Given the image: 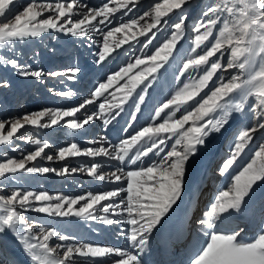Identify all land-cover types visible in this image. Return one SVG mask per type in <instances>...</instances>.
Returning a JSON list of instances; mask_svg holds the SVG:
<instances>
[{
    "label": "snow or ice",
    "instance_id": "obj_1",
    "mask_svg": "<svg viewBox=\"0 0 264 264\" xmlns=\"http://www.w3.org/2000/svg\"><path fill=\"white\" fill-rule=\"evenodd\" d=\"M189 2L190 0H162L160 3H155L154 7L139 19H130L128 22L120 23L119 26L104 33L103 44L99 50V62L105 61L116 49L131 41L140 42L139 37H147L143 47L148 48L156 38L153 30L159 31L169 23L163 18L168 17L173 10L180 12L178 19L171 24L173 31L169 39L156 47L150 55L144 58L137 57L134 63H129L126 67L108 76L107 82L101 83L92 93V98L85 100L78 107L68 110L47 109L24 115L22 119L11 122L10 130H7L6 135L3 134L6 128L5 123L0 122V144H8L25 125L49 128L59 124L65 117H76V114L86 104L94 103L114 83L125 77L128 78L127 82L116 89L117 92L122 93L119 101L101 103L99 105L101 114L110 113L112 109H120L141 85H145L142 91L147 92L151 84H145V82L169 63L178 42L184 35L188 15L183 9ZM111 3L115 6L110 7L109 3H105L99 8H87L86 14L81 19L73 21L72 17L77 14L78 10L81 7H87L78 3V0H69V2L58 0L55 4L29 3L26 6L21 0H0V45H8L11 41L30 37L35 38L48 30H62L75 37H84L91 31H102L97 28L94 21H98L99 25H105L106 22L111 23L110 17L114 13L121 9L131 12L132 8L136 7L137 0H111ZM18 7H22V11H17ZM44 12L54 15L46 19H38ZM127 12L124 14L127 15ZM202 16L204 19L198 20L193 29L196 35L191 51L196 55L183 63L180 74L184 75L189 69L198 70L206 65L208 67L203 68V75L184 83L182 88L156 109L154 120L157 122L136 132L130 139L123 140L120 145L116 146L115 156L104 147L81 150L75 143L58 152L60 160L79 156L93 158L109 156L124 162L125 157H129V152L136 145L145 140L151 142L137 149L135 155L129 157V160L135 164L142 158L148 157L150 153L159 159L150 166L127 171V187L120 190L126 192L124 198L126 203L122 200V211L127 213L126 223L132 226L127 239L133 249H138L140 253L144 252L148 246L150 235L164 226L170 212L182 199L187 164L198 154L199 149L206 145V141L213 134H219L235 114L243 111L244 103L249 97L255 99L256 114L264 117V0H213L202 11ZM146 17L149 22L141 23ZM65 24L68 26L65 27ZM150 33L151 36H149ZM117 34H120L122 38H116ZM202 45L205 50L202 54L197 53V49H200ZM218 53L221 56L228 53L227 69H237L240 75L232 76L227 83L218 84L210 90L209 94L198 100L196 98L208 87L214 75L224 67L217 57ZM213 57L217 58L210 59ZM7 64L18 69L23 77L40 78L44 75L39 70L31 71L22 68L16 60L9 59ZM142 65L145 66L143 71L133 73V69L140 68ZM79 71L78 68L70 69L63 75L70 73L69 78H75ZM49 75L57 77L61 73L51 72ZM242 76L246 78L242 79ZM235 94H239L238 103L233 102ZM59 95L68 97L73 93L66 91ZM139 100L143 101L144 96L140 95ZM181 106L187 107L177 117L176 113ZM137 108H139L138 104ZM166 110L169 112L166 113ZM116 115L119 113L117 112ZM46 116L50 117L49 121L42 123ZM92 119V116H87L82 121L72 119L67 122V127L81 129ZM104 122L107 124L108 120ZM190 122L192 126L185 129V125ZM259 129H264V123H258L239 132L230 158L219 169L221 175H224L234 161L240 157L246 145L253 139L252 134ZM173 137H175V142L170 150L165 152L162 146ZM32 142L39 146L36 151L19 161L9 159L0 163V177H6V174L19 171L29 173L53 171L49 168H26L27 162L35 161L49 147L47 143L41 144L38 140ZM162 153L164 154L161 155ZM48 159L51 160L53 157L49 156ZM99 168L98 163H92L86 169L87 175L104 180L105 176L100 174ZM68 171L65 168L56 174L64 175ZM112 175L116 181L121 180V175L116 173ZM262 186H264V144L255 151L251 162L247 163L233 178L230 188L221 191L215 198V203L207 213L206 219L198 221L201 228L205 230L204 235L207 239L201 241L198 236L195 238L194 252L188 264H264V196L260 199L255 198L257 189ZM120 191L90 193L87 196L76 198L52 196L47 193L37 194L30 191L24 193L13 191L8 196H0V212L3 213L0 215V235L5 232L12 233L23 245V251L29 258L30 264H74L73 258L76 256L104 258L109 254L120 257L115 264H144L138 253L133 254L121 249L91 244H68L62 253L57 255L58 248L61 246L51 247L49 241L57 236L61 241H68L70 238L60 235L56 229L46 230L44 227L40 228L39 236L33 235L32 226L17 211L18 207L20 209L30 208L31 211L43 213L49 217L71 215L85 219H98L104 225H113L123 221L110 219L107 214L111 212L112 215H121L122 213L116 211L121 205L114 202L106 204L101 202L112 201L114 197L120 195ZM52 201L55 203H51ZM81 201H84L83 206L73 210V206L80 204ZM98 205L105 215L98 217L94 215V210ZM236 215L259 217L260 231L253 241L240 240L238 230L207 231V229L216 227V221L230 223ZM34 240L36 242H33ZM0 264H6V261L0 259Z\"/></svg>",
    "mask_w": 264,
    "mask_h": 264
},
{
    "label": "rangeland",
    "instance_id": "obj_2",
    "mask_svg": "<svg viewBox=\"0 0 264 264\" xmlns=\"http://www.w3.org/2000/svg\"><path fill=\"white\" fill-rule=\"evenodd\" d=\"M21 2L26 6L29 3L55 4L58 0H21ZM59 2H69V0H59ZM160 2L162 0H137L136 7L132 8L131 12H127V9H121L114 13L110 17L111 23L106 22L105 25H99L98 21H94L93 23L102 31H91L84 37H75L62 30H48L42 32L40 36L35 38L30 37L24 40L11 41L8 45H0V122L5 123L6 126L3 134L6 135L7 130H10L12 121L22 119L24 115L47 109L68 110L78 107L85 100L92 98V93L101 83L107 82L108 76L126 67L129 63H134L137 57L144 58L154 52L156 47L171 37V32L173 31L171 24L178 19L180 14L179 10H173L168 17L163 18L169 22L164 28H160L159 31L153 30L156 33V38L148 48L143 47V43L147 37H139L140 42L131 41L129 44H125L121 48L116 49L105 61L99 62V50L103 44L104 33L119 26L120 23L128 22L130 19H139L145 12L150 11L155 3ZM212 2L213 0H190L189 4L184 7L183 11L188 15V19L185 22L184 35L178 42L177 48L174 50L173 57L170 58L169 63L154 73V78L149 77V81L145 82V84H151L147 92L142 91L145 85H141L120 109H112L110 113L106 112L101 114L99 109L101 103H105L106 101L117 103L119 101L122 93L117 92L116 89L117 87H122L127 82L128 78L125 77L117 83H114L94 103L86 104L76 114V117H65L59 124L49 128L25 125L8 144H0V163H4L9 159L19 161L26 155L36 151L39 146L32 141L38 140L41 144L47 143L49 147L35 161L27 162L26 168H49L53 170L47 173L19 171L14 174H6V177H0V196H8L13 191H19L21 193L30 191L37 194L47 193L52 196L76 198L79 196H87L90 193L100 194L114 190L120 191L127 187V171L150 166L154 161L158 160L159 157L151 153L148 157L142 158L141 161H137L135 164L129 160V157L135 155L137 149L151 143L148 140L136 145L129 152V157H125L124 162L110 158L109 156H106V159L105 156L95 158L79 156L60 160L58 158V152L60 149L68 147L72 143L77 144L81 150L99 147L107 149L106 145L100 144L104 141L103 139L107 138L110 140L114 139L111 145L113 148L111 153L115 156L116 153L114 150L123 140L130 139L136 132L157 122L154 120L156 109L161 107L178 89L182 88L184 83L189 82L192 78H198L203 75V68L208 67L206 65L198 70L189 69L184 75L180 74L183 63L196 55V53L191 51L192 47H194L193 42L196 35L193 31L194 25L198 20L204 19L202 11ZM78 3L87 7H81L77 14L72 17L73 21L81 19L86 14L87 8H99L105 3H109L110 7L115 6L111 3V0H78ZM16 10L22 11V7H18ZM125 12H127V15L124 14ZM50 15L54 14L44 12L38 19H46ZM146 22H149L147 17L141 23ZM67 26L65 24V27ZM151 35L150 33L149 36ZM116 38L122 37H120V34H117ZM204 50L205 47L202 45L200 49H197V53L202 54ZM217 57L224 67L214 75L208 87L196 98L198 100L206 94H209L210 90L214 89L218 84L222 82L227 83L232 76L240 75L237 69H227L228 53H225L223 56L218 53ZM217 57L210 59H216ZM9 59L16 60L24 69L31 71L39 70L44 75L40 78L23 77L19 74L18 69H14L7 64ZM144 67L142 65L140 68L133 69V73L143 71ZM76 68L80 71L75 78H69L70 73L69 75H63L68 70ZM51 72H59L61 75L52 77L49 75ZM244 78L246 76H242V79ZM66 91H71L73 95L68 97L59 95V93ZM140 95L144 96L143 101L139 100ZM233 102L236 103L234 100ZM137 104L139 108H137ZM186 107L181 106L176 116L181 115ZM117 112L119 115H116ZM167 112L169 110H166ZM256 113L255 99L254 97H250L248 107L240 113L235 114V117L233 116L231 118L230 123L219 134H213L206 141V150L210 148L208 152L212 150L214 152L206 154L205 159L207 161L212 154L213 156L210 162H208L209 166L207 170H205V175L208 178L203 187L206 190L213 191V199L211 203L201 200L197 204L196 220L188 226L186 245L195 237V231L198 226L195 225V222L199 221L200 218L202 219L201 216H205L204 219H206L207 213L211 210V205L215 203V198L221 191L230 188L231 180L242 171L247 163L251 162L255 151L259 149L260 145L264 144V129H259L252 134L253 139L246 145L244 152L234 161L229 170L224 175L219 173L222 164L230 158L231 150L234 148V141L239 132L245 128H251L258 123H264V117L258 116ZM245 115L250 118L248 127L242 125V119ZM87 116H92L93 119L84 128L71 129L67 127L69 120L76 119L82 121ZM49 119L50 117L46 116L42 123L48 122ZM105 120H108L107 124L104 122ZM190 126H192L191 122L185 125V129ZM174 142L175 137L168 140L162 146L165 148V152L170 150ZM203 147L201 150L199 149L200 152L206 151ZM49 156L53 157V159L49 160ZM193 160L194 158H191L190 163ZM92 163H98L100 165L99 172L105 176L104 180L87 175L86 169ZM65 168L69 170L66 174H56V172L62 171ZM72 169H76V171H72ZM112 173L121 175V180L116 181ZM225 175L230 176V182L228 180L227 183L225 182L226 185L224 184L219 189L217 186L218 181ZM200 188L202 187L198 188V194L201 193ZM119 197L120 200H118ZM119 197L117 201L113 199L112 202L121 204V207L116 209V211L122 214L112 215L110 212L107 215L110 219L121 220L123 222L113 225H104L98 219H91L92 223L88 224L85 223L84 218L71 215L66 217H49L46 214L31 211L30 208L20 209L18 207L17 211L32 226L33 235L39 236L40 228L44 227L46 230L56 229L60 235H65L70 238L68 241H61L57 236L49 241L51 247L56 248L57 246H61L58 248L57 255H60L68 244H91L106 247V242L111 240L120 242L118 246L115 243V249L140 254L138 249H133L127 239L132 226L126 223L128 217L125 216L126 212L122 211V200L126 203V199H124L126 192L120 191ZM112 202L107 201L101 203L106 204ZM33 203L35 204L36 202ZM51 203H55V201ZM83 203L84 201H81L80 204L74 205L73 210H77L83 206ZM96 208L98 211L95 216L105 215L100 210V205ZM2 214L0 212V215ZM20 227L22 228L23 226ZM236 230L239 231L240 227L236 228ZM216 231L219 230L216 229ZM209 232H211V229ZM33 242L36 241L34 240ZM152 242L153 236L151 234L149 244ZM104 258L103 260L106 263L99 262L102 258L93 259L96 260L97 264H115L120 259L118 256H106ZM0 259L6 261V264H13V262L15 264H30L29 258L23 251V245L10 232H5L3 235H0ZM73 261L77 260L73 258ZM188 262L189 259L183 264H188Z\"/></svg>",
    "mask_w": 264,
    "mask_h": 264
},
{
    "label": "bare ground",
    "instance_id": "obj_3",
    "mask_svg": "<svg viewBox=\"0 0 264 264\" xmlns=\"http://www.w3.org/2000/svg\"><path fill=\"white\" fill-rule=\"evenodd\" d=\"M233 100L238 103L240 101L239 94H235L233 96ZM249 102L250 97L247 101H245L244 109L248 107ZM242 120V125L248 127V125L250 124L249 116L245 115ZM103 140L104 141H102V143L100 144L106 145L108 152L111 153L113 150L111 145L114 142V139L110 140L106 138ZM203 148L206 150L205 146ZM201 149L202 147L200 148V150ZM209 149L204 152L199 151L198 154L193 157V162H188L186 168L187 176L185 178V190L183 197L180 201H178L177 205L174 206L173 210L170 212L169 216L164 222V226L153 232V242L146 247L144 252L139 254L141 259L144 261V264H183L192 256L194 252L193 245L196 243L195 238L198 236L199 240L201 241L207 239V237L204 235L205 230L201 228L197 221L195 222V225H198L197 230L195 229V237L192 238L191 242L188 245H186L188 226H190V224L194 223V221L196 220L195 215L197 212V204L200 203L201 200H205L207 201V203H211L213 199V191L209 189L206 190L203 187V185L206 183V179L208 178V176L205 175V170H207V167L209 166L208 162H210V159L213 156L212 154L207 161V159H205L206 154H211L212 152H214V150L208 152ZM229 177V175H225L221 178L219 177L220 180L218 181L217 185L219 189L222 188L225 182L227 183ZM199 187H202L200 188V194H198ZM262 196H264V186L257 189L255 198L260 199ZM118 197H115L113 199L117 201ZM118 200H120V197ZM97 211L98 209L96 208L94 210V215L97 213ZM125 216H127V213H125ZM201 217L202 219L205 218V216ZM84 221L88 224L92 223L91 219L84 218ZM215 223L216 227L214 229H211V231H216L217 229L221 232H231L233 230H236V228L240 227L239 239L242 241L251 242V240H254L256 238L258 232L260 231L258 216L255 218H250L244 215H236L230 223L227 221L221 222L220 220L216 221ZM85 230L87 229L85 228ZM209 230L210 229H207V231ZM115 243L117 246L120 245V242H118L117 240L108 241L105 245L106 247L115 249ZM108 256L115 257L116 255L109 254ZM74 259L77 260L73 261L74 264H97L96 260L91 257L81 258L76 256L74 257ZM99 262H105V260H103L102 258V260L100 259Z\"/></svg>",
    "mask_w": 264,
    "mask_h": 264
}]
</instances>
